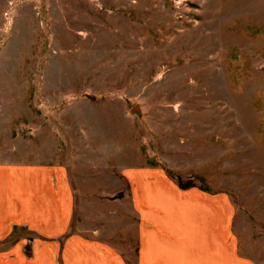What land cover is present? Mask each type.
<instances>
[{
	"label": "rangeland",
	"instance_id": "1",
	"mask_svg": "<svg viewBox=\"0 0 264 264\" xmlns=\"http://www.w3.org/2000/svg\"><path fill=\"white\" fill-rule=\"evenodd\" d=\"M182 1L0 0V166L64 169L69 232L127 264L139 180L221 195L264 264V0ZM31 226L6 239L14 264L41 257Z\"/></svg>",
	"mask_w": 264,
	"mask_h": 264
},
{
	"label": "crops",
	"instance_id": "2",
	"mask_svg": "<svg viewBox=\"0 0 264 264\" xmlns=\"http://www.w3.org/2000/svg\"><path fill=\"white\" fill-rule=\"evenodd\" d=\"M30 175L39 187L31 188ZM147 178L134 187L139 219L134 264H254L238 254L233 209L225 197ZM71 191L64 169L0 166V264H14L22 242L10 245L6 239L18 236L15 226L31 222L32 231L48 239L36 246L37 264H127L125 246L120 250L100 235L93 237L98 230L80 222L77 233L69 232L75 211Z\"/></svg>",
	"mask_w": 264,
	"mask_h": 264
},
{
	"label": "water",
	"instance_id": "3",
	"mask_svg": "<svg viewBox=\"0 0 264 264\" xmlns=\"http://www.w3.org/2000/svg\"><path fill=\"white\" fill-rule=\"evenodd\" d=\"M131 113H132V114H136V115L139 114L138 105H136V106H134V107L132 108Z\"/></svg>",
	"mask_w": 264,
	"mask_h": 264
},
{
	"label": "built area",
	"instance_id": "4",
	"mask_svg": "<svg viewBox=\"0 0 264 264\" xmlns=\"http://www.w3.org/2000/svg\"><path fill=\"white\" fill-rule=\"evenodd\" d=\"M175 7H179V5L183 2L182 0H173Z\"/></svg>",
	"mask_w": 264,
	"mask_h": 264
}]
</instances>
